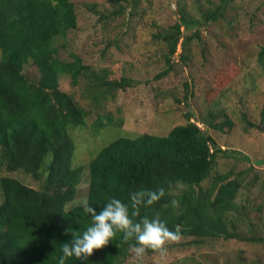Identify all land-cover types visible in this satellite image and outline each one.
Returning a JSON list of instances; mask_svg holds the SVG:
<instances>
[{"label":"trees","instance_id":"1","mask_svg":"<svg viewBox=\"0 0 264 264\" xmlns=\"http://www.w3.org/2000/svg\"><path fill=\"white\" fill-rule=\"evenodd\" d=\"M223 1L202 15L205 22L223 16ZM109 2L112 6L104 10L97 4L83 7L105 27L123 16L128 5L132 12L136 4L134 0ZM178 16L179 22L162 30L155 23L150 25L149 31L155 30L150 42L159 46L166 65L156 79L173 68L181 27L197 23L183 9ZM76 27V4L71 0H0V264H58L61 245L70 243L74 232H82L92 223L91 214L85 213L82 205H69L84 172L88 178L85 200L97 212L115 196L128 205L130 214L137 211L135 222L159 214L170 229L180 225L181 237L192 239L188 244L227 239L264 242V237L246 238L236 232L237 219L231 212L249 207V201L237 206L235 199L240 189L254 186L258 175L245 180L251 168L235 171V164L218 171V161L233 163L243 155L239 150L221 149L209 133L208 129L224 133L233 128V118L220 109H208L200 118L205 130L191 120L193 112L188 110L182 114L184 123L173 126L165 136L119 137L86 167L72 166V132L86 126L90 110L62 90L59 80L65 77L72 87L84 82L81 98L89 97L96 110L116 91L133 84L129 77H117L105 68L95 71L74 53L69 54V61L60 59L58 41ZM196 34L183 38V49ZM109 45L111 41L106 47ZM186 59L180 56L181 61ZM255 59L264 70V44ZM28 64L36 69V79L24 72ZM227 81L219 71L214 74L208 88L209 103L213 96L224 93ZM184 87L188 89L187 81ZM187 96L185 90L184 101ZM240 115L247 127L253 126L243 112ZM219 117L222 119L215 122ZM105 119L109 127L112 121L108 115ZM104 125L98 118L92 128ZM18 170L40 182L38 187L10 176ZM159 188L165 192L159 201L133 208L130 198L136 191ZM252 209L260 211L261 205ZM121 237L122 233H117L108 245L94 249L87 261L72 257L65 264H124L131 255V241Z\"/></svg>","mask_w":264,"mask_h":264},{"label":"rangeland","instance_id":"2","mask_svg":"<svg viewBox=\"0 0 264 264\" xmlns=\"http://www.w3.org/2000/svg\"><path fill=\"white\" fill-rule=\"evenodd\" d=\"M71 1L76 4L77 27L68 32L64 40L58 41V57L69 61V54L74 53L95 71L105 68L117 77L124 75L133 81L132 86L116 91L101 110H96L89 97L81 98L84 82L72 87L65 77L59 80L62 90L90 110L86 126L72 132L75 145L72 166L86 167L103 147L119 137L165 136L173 126L184 123L182 114L188 110L193 112L191 120L205 130L200 118L205 117L208 109H220L233 118V128L230 131L224 129L226 134L212 129L208 131L221 149L239 150L243 155L241 160L233 163L232 160L218 161V171H227L235 164V171L251 168L245 180L258 175L254 186L248 190L240 189L235 199L237 206L249 201V207L231 212L237 219L236 232L246 238H263L264 70L255 58L264 44V0H224L223 16L208 22L202 15L221 0H134L136 4L132 12L128 5L123 16L105 27L83 4H97L104 10L112 6L109 0ZM180 9L197 23L181 27L182 38L172 57L173 68L167 76L156 79L166 65L159 46L150 42V33L155 31H149L150 25L155 23L162 30L179 22ZM110 25L116 29H110ZM195 33L197 36L183 49V38ZM108 41L111 45L106 47ZM182 54L187 56L184 61L180 60ZM218 71L228 81L224 93L213 96L212 103H209L208 88ZM24 72L31 79L38 75L34 66L29 64ZM186 81L188 89L184 87ZM185 90L188 96L184 101ZM175 99L185 103L178 105ZM242 112L252 122V127H247L241 120ZM106 115L112 121L109 127L106 126ZM98 118L105 125L93 129V122ZM221 119L219 117L215 122ZM10 176L32 187H38L40 183L21 170L11 172ZM87 185V173L84 172L70 206L85 200ZM258 205H261L260 211L250 210L251 206ZM191 240L180 237L177 241H168L163 254L155 251L138 259L131 253L124 264H264V242L227 239L188 244Z\"/></svg>","mask_w":264,"mask_h":264},{"label":"clouds","instance_id":"3","mask_svg":"<svg viewBox=\"0 0 264 264\" xmlns=\"http://www.w3.org/2000/svg\"><path fill=\"white\" fill-rule=\"evenodd\" d=\"M165 194L163 188L158 190L141 189L131 196L133 208L144 204L151 206L159 201ZM172 205L177 206V201L172 200ZM79 205L83 206L85 213L91 214L92 223L82 232H74L70 243L61 245V255L58 257V264H65L68 258H79L87 261L93 254L94 249H101L108 245L116 237L117 233H122L121 239L129 243V251L136 258L142 257L148 249L166 252V242L177 241L181 237L180 225L174 229L167 226L165 220L159 214L152 218L144 216L139 222H135L133 217L138 213L131 211L127 204L115 196L106 201L97 212L87 200H81Z\"/></svg>","mask_w":264,"mask_h":264}]
</instances>
